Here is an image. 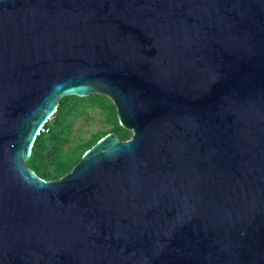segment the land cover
<instances>
[{
  "label": "water",
  "instance_id": "1",
  "mask_svg": "<svg viewBox=\"0 0 264 264\" xmlns=\"http://www.w3.org/2000/svg\"><path fill=\"white\" fill-rule=\"evenodd\" d=\"M89 94L130 137L40 177ZM0 264H264V0H0Z\"/></svg>",
  "mask_w": 264,
  "mask_h": 264
},
{
  "label": "trees",
  "instance_id": "2",
  "mask_svg": "<svg viewBox=\"0 0 264 264\" xmlns=\"http://www.w3.org/2000/svg\"><path fill=\"white\" fill-rule=\"evenodd\" d=\"M93 108H99L104 113L105 122L112 125L111 129L96 130L88 139L66 151L65 146L71 141L70 136L76 121ZM108 132H115L123 140L131 135L129 130L119 124L115 106L107 96H64L59 100L54 114L44 124L43 130L36 136L27 166L44 179L59 178L79 161L90 146Z\"/></svg>",
  "mask_w": 264,
  "mask_h": 264
},
{
  "label": "rangeland",
  "instance_id": "3",
  "mask_svg": "<svg viewBox=\"0 0 264 264\" xmlns=\"http://www.w3.org/2000/svg\"><path fill=\"white\" fill-rule=\"evenodd\" d=\"M112 125L105 122V115L99 108L89 110L88 114L78 118L71 133V141L65 146L68 151L72 147L90 137L96 130L108 131Z\"/></svg>",
  "mask_w": 264,
  "mask_h": 264
},
{
  "label": "built area",
  "instance_id": "4",
  "mask_svg": "<svg viewBox=\"0 0 264 264\" xmlns=\"http://www.w3.org/2000/svg\"><path fill=\"white\" fill-rule=\"evenodd\" d=\"M42 130H43V129H42ZM42 130H41V131H42Z\"/></svg>",
  "mask_w": 264,
  "mask_h": 264
}]
</instances>
